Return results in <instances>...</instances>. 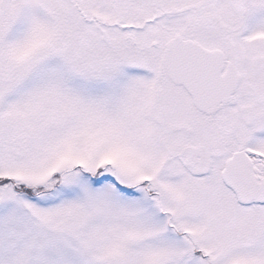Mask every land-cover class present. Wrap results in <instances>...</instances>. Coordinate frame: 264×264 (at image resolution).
<instances>
[{
	"label": "snow or ice",
	"instance_id": "obj_1",
	"mask_svg": "<svg viewBox=\"0 0 264 264\" xmlns=\"http://www.w3.org/2000/svg\"><path fill=\"white\" fill-rule=\"evenodd\" d=\"M0 264H264V0H0Z\"/></svg>",
	"mask_w": 264,
	"mask_h": 264
}]
</instances>
